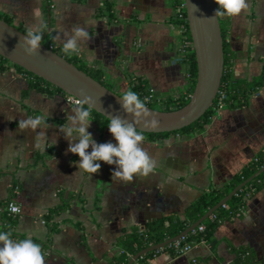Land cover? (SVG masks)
I'll return each mask as SVG.
<instances>
[{"label": "crops", "instance_id": "1", "mask_svg": "<svg viewBox=\"0 0 264 264\" xmlns=\"http://www.w3.org/2000/svg\"><path fill=\"white\" fill-rule=\"evenodd\" d=\"M179 1L112 0L109 14L104 0H0V15L25 33L41 31L42 42L62 56L63 34L84 28L89 39L69 57L98 71L119 95L140 81L154 104L164 106L189 90L188 66L176 54ZM245 5L226 21L231 74L239 82L261 83L243 103L215 113L202 132L144 136L141 147L154 167L130 181L112 177L114 166L104 162L95 173L76 169L71 162L78 157L65 152L61 131L73 105L0 62V231L38 243L44 264H110L120 253L118 240L132 228L183 218L202 193L227 187L264 150V0ZM37 116L35 129L18 127L17 121ZM88 131L97 142L112 139L107 124L93 118ZM9 200L18 214L4 210ZM239 208L204 244L185 253L152 250L142 264H264V184Z\"/></svg>", "mask_w": 264, "mask_h": 264}, {"label": "water", "instance_id": "2", "mask_svg": "<svg viewBox=\"0 0 264 264\" xmlns=\"http://www.w3.org/2000/svg\"><path fill=\"white\" fill-rule=\"evenodd\" d=\"M184 5L195 63L192 92L188 101L176 109L161 110L145 105L158 123L155 127H150L144 121L137 122V129L141 132H172L191 124L212 105L219 88L223 69V41L218 17H209L213 14L216 4L213 0H184ZM23 34L26 33L0 18V56L59 88L64 94L76 97L81 104L87 107L91 105L90 109L107 119L115 113L124 115L118 112L119 94L78 69L42 40L38 53L32 56L24 55L19 43ZM263 171L264 164L210 207L196 222L173 237L140 249L126 264H133L143 254L182 238Z\"/></svg>", "mask_w": 264, "mask_h": 264}, {"label": "clouds", "instance_id": "3", "mask_svg": "<svg viewBox=\"0 0 264 264\" xmlns=\"http://www.w3.org/2000/svg\"><path fill=\"white\" fill-rule=\"evenodd\" d=\"M217 7L209 17L232 16L239 13L246 5L245 0H213ZM61 51L65 55L78 54L80 44L89 39L84 28H74L69 35L63 34ZM42 39L41 31L29 30L20 37L19 43L24 55L32 56L39 52ZM54 39H61L59 35ZM83 99V98H82ZM119 111L124 115L112 114L107 122V131L112 139L97 142L88 131L92 120L90 107L83 104L74 105L66 116L67 124L61 125L63 137L68 141L65 152L75 154L78 159L73 163L76 169L95 173L101 162L113 165L111 176L121 181H130L134 174L146 176L154 167V161L141 147L144 136L137 129V122L144 121L150 127L158 123L154 114L145 107L137 93L128 90L118 97ZM127 117H131L128 119ZM41 123L39 116L17 121L21 129H35ZM56 143V142H55ZM90 149V150H89ZM11 212L19 209L9 205ZM46 253L31 238L13 239L11 233L0 231V264H44Z\"/></svg>", "mask_w": 264, "mask_h": 264}, {"label": "trees", "instance_id": "4", "mask_svg": "<svg viewBox=\"0 0 264 264\" xmlns=\"http://www.w3.org/2000/svg\"><path fill=\"white\" fill-rule=\"evenodd\" d=\"M217 7V5H216ZM103 8L111 14L112 11V0H104ZM228 16L218 17V22L220 26V32L223 41V69L222 75L219 84V90H223L226 94V105L229 103H236L235 105H239L245 101L248 93L254 91L258 84L261 83L262 79L256 82H245L238 81L232 77L230 62H231V52L228 48L226 41V21ZM0 18L10 23L8 19L2 15ZM63 57L69 62L73 63L78 69L83 70L85 73L90 75L92 78L97 80L99 83L103 84L107 88L111 89L106 82L102 79L101 74L93 69L87 68L77 60L73 58H67L66 55ZM0 62L3 64H8L9 66L16 69L18 72L23 74L25 77L29 79V83L32 87L36 88L42 92H50L56 91L63 95L64 94L59 88L51 85L47 81L39 78L38 76L24 70L20 66H17L5 58L0 56ZM181 63L187 64V73L189 80V90L188 94L184 98L174 105H164L157 106L154 102H146L143 100V96L146 95L147 91L143 89V85L140 81L132 80V85L130 90L137 93L138 97L144 102V104L151 108L161 109V110H170L176 109L184 105L192 92L194 82H195V63L193 52H189L186 57L180 60ZM148 94V93H147ZM81 104V103H80ZM85 106V105H83ZM87 107V106H85ZM91 117L94 120L100 121L104 124H107L108 119L99 114L98 112L90 109ZM214 110L212 105L194 122L191 124L180 128L178 130L172 132H162V133H146L141 132L143 136L148 138H154L159 136H165L170 133H179V134H194L199 133L204 130L206 125L211 120L214 115ZM264 164V150L255 156L254 160H252L240 174L235 175L231 181L229 182L227 187H223L220 189H211L208 192L202 193L197 200H195L191 205L186 207L183 218H175V217H164V218H156L149 220L146 222L143 227L132 228L129 232L125 233L118 240V245L120 247V253L114 256L111 259L110 264H126L129 257L135 254L142 248L147 246L160 243L170 237H173L183 231L185 228L189 227L191 224L196 222L210 207L216 204L220 199H222L228 192L234 188L236 185L241 183L244 179L249 177L252 173H254L260 166ZM264 184V171L244 185L240 190L236 192L225 204L224 206H220L217 208L211 215L206 217L200 225H203V230H197V226L190 230L186 235L178 240V246L174 247V243L167 244L163 247V249H168L171 253H180L179 250L187 243H198L201 239L205 240V242L212 236L213 231L218 226V224L224 220V218L230 217L234 215L239 206L243 204L245 199V195L251 193L252 191L257 190ZM152 253V251L147 252L140 256L134 264H142L145 263L146 258ZM248 256L249 259L250 256ZM247 264H250L247 259Z\"/></svg>", "mask_w": 264, "mask_h": 264}, {"label": "built area", "instance_id": "5", "mask_svg": "<svg viewBox=\"0 0 264 264\" xmlns=\"http://www.w3.org/2000/svg\"><path fill=\"white\" fill-rule=\"evenodd\" d=\"M174 17L177 20V26L179 29V40H178V43L176 45V54L178 56L177 59L180 61L184 57H186L189 52L192 51V44H191V39H190L188 26H187V20H186L184 0H180L176 4L175 9H174ZM48 47L53 50V45L50 44V45H48ZM64 100H65V102H67L68 104L73 105V106L80 104L79 99H77L74 96L68 95V94L64 95ZM143 100L146 102H154V103L158 102L156 99L152 98L150 93L143 96ZM225 106H226V94L223 90L218 89L216 92V95L214 97L213 103H212L214 113H217L219 110H221ZM9 205H12V206L19 209V206L15 202L9 200L4 207V210L8 214L16 215L19 213L20 209L18 212H15V213L11 212L9 209ZM41 222L43 223L44 221L42 220ZM203 228H204L203 225H200V224L197 225V230L201 231V230H203ZM173 243H174V247L178 246L177 245L178 240L173 242ZM204 243H205V240H203V239H201L198 243H187L183 247L180 248L179 252L185 253L188 250H190L193 246L198 245V244H204ZM194 262H195V260L193 259L192 263H194Z\"/></svg>", "mask_w": 264, "mask_h": 264}, {"label": "rangeland", "instance_id": "6", "mask_svg": "<svg viewBox=\"0 0 264 264\" xmlns=\"http://www.w3.org/2000/svg\"><path fill=\"white\" fill-rule=\"evenodd\" d=\"M67 56V58H71V57H69V55H66ZM110 87V86H109ZM111 88V87H110ZM122 95V94H121Z\"/></svg>", "mask_w": 264, "mask_h": 264}]
</instances>
